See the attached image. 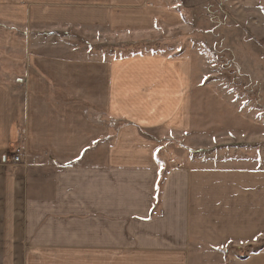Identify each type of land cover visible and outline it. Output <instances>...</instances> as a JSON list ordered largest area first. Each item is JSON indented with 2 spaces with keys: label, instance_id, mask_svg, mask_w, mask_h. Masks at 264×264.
Masks as SVG:
<instances>
[{
  "label": "crops",
  "instance_id": "0c3cea01",
  "mask_svg": "<svg viewBox=\"0 0 264 264\" xmlns=\"http://www.w3.org/2000/svg\"><path fill=\"white\" fill-rule=\"evenodd\" d=\"M176 1L182 8L209 3ZM0 2V20H7L12 30L0 43L4 49L25 45L16 38L22 29L25 35L41 31L49 39L61 30L73 34L78 29L100 40H129L152 31L156 19L163 20L167 12L166 5H156L159 0ZM4 52L0 264H61L53 263L51 254L56 244L57 253L66 254L67 236L92 240L87 245L93 252L130 253L123 264H191L182 252L192 251L188 247L193 244L196 264L212 259L224 264V250L232 242L248 246L264 238L263 166L179 168L169 175L167 148L191 133L192 78L184 60L141 55L108 64L103 57L99 64H90L80 58L39 60L30 53L10 59ZM34 64V70L25 67ZM87 108L104 111L107 127L91 124ZM143 131H154L155 137ZM18 149L27 156L24 164H13ZM71 212L95 214L86 220L85 235L72 228V221L83 220H71ZM126 219L132 222L130 228ZM155 232L162 242L153 247L157 255L152 256ZM97 242L104 244L102 250ZM173 244L180 250L170 251ZM232 256L230 264H264V250L246 260Z\"/></svg>",
  "mask_w": 264,
  "mask_h": 264
},
{
  "label": "rangeland",
  "instance_id": "374dc122",
  "mask_svg": "<svg viewBox=\"0 0 264 264\" xmlns=\"http://www.w3.org/2000/svg\"><path fill=\"white\" fill-rule=\"evenodd\" d=\"M159 1L157 6L167 7L166 21L156 19L158 22L152 31L129 40H100L93 33L87 34L78 29L75 32L72 30L73 34H65L61 30L63 34L50 36L49 39L41 31L33 29V35H25L22 29L18 33L22 35L17 34L16 38L20 37L21 44L25 45L13 42L14 46H5V49L1 45L0 53L6 50V57L10 56V59L30 53V58L39 60L46 57L62 60V57H66L70 62H78L77 58H80L90 64H99L103 57L108 60L107 64L114 58L122 61L141 55H172L182 59L191 69V133L170 145L168 143L169 175L179 168H193L194 171L211 166L264 168V0L260 5H247L246 0H209L207 6L199 4L188 8H182L176 0ZM169 15L174 16V19ZM179 15L181 19L179 17L178 21L176 18ZM8 23L7 20H0V43L4 42V38L8 39L12 31ZM8 62L13 64L14 60ZM25 67L31 70L36 68L35 64ZM22 68L23 65L16 66L18 70ZM85 116L91 124L107 127V114L104 111L87 108ZM122 126L121 123L117 124L116 131L119 132ZM143 133L155 137L154 131ZM21 154L24 156L19 164H24L28 159L23 152ZM166 171H162V174ZM157 215L158 212L154 211L153 216L159 219ZM69 216L71 220H83L72 221L75 224L72 228L76 233L85 235V226L88 225L86 220L94 218L95 214L71 212ZM125 221L129 222L130 228L132 222L129 219ZM83 226L85 231H81ZM152 228L156 229L154 226ZM66 238H69V250L66 249L65 255L57 253L58 244L54 245L55 252L51 254L53 263L94 264L102 261V264H111V261H106L111 258L123 264L124 257L130 254L93 252L94 248L87 245L92 240L84 239L80 243L77 237ZM161 242V237L155 232L149 249L152 256L157 255L153 247ZM97 243L102 250L104 244ZM194 245L188 247L192 251L182 252L191 264L198 262ZM173 248L174 251L180 250L179 246L175 249V244L168 247L170 251ZM261 250H264V238L248 246L232 242L224 250L227 255L224 264H230L232 255L246 260ZM139 256L147 257L148 254ZM218 261L212 259L210 263H204L217 264Z\"/></svg>",
  "mask_w": 264,
  "mask_h": 264
},
{
  "label": "built area",
  "instance_id": "2783aa9c",
  "mask_svg": "<svg viewBox=\"0 0 264 264\" xmlns=\"http://www.w3.org/2000/svg\"><path fill=\"white\" fill-rule=\"evenodd\" d=\"M21 150L18 149L17 151L14 152V155H13V162L15 164H19L21 161H22V157L24 156L23 154H21Z\"/></svg>",
  "mask_w": 264,
  "mask_h": 264
}]
</instances>
